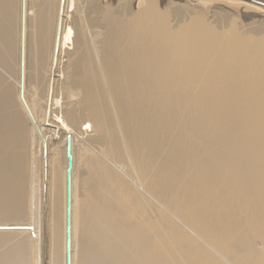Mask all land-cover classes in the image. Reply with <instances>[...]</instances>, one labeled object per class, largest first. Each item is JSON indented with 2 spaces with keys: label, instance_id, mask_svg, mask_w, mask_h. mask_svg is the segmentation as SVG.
Here are the masks:
<instances>
[{
  "label": "bare ground",
  "instance_id": "bare-ground-1",
  "mask_svg": "<svg viewBox=\"0 0 264 264\" xmlns=\"http://www.w3.org/2000/svg\"><path fill=\"white\" fill-rule=\"evenodd\" d=\"M120 1L0 0V264H264V0Z\"/></svg>",
  "mask_w": 264,
  "mask_h": 264
},
{
  "label": "rangeland",
  "instance_id": "rangeland-1",
  "mask_svg": "<svg viewBox=\"0 0 264 264\" xmlns=\"http://www.w3.org/2000/svg\"><path fill=\"white\" fill-rule=\"evenodd\" d=\"M120 1V0H119ZM121 2V1H120ZM175 27V26H174ZM71 36V37H70ZM69 38H72L73 37V34H70L68 36ZM65 56H63V63H62V73H61V78H60V82L58 84L59 86V90H60V86H61V80L64 81L66 80V72L65 71V68H67V63H68V60H67V54H64ZM68 58H72V56L68 57ZM67 61V63H66ZM65 65V66H64ZM63 75V76H62ZM51 96V93L49 92V96L48 98H50ZM62 101V102H61ZM64 101V102H63ZM60 104L62 105V108H63V111L65 112L64 113V119H66V123L69 127V132L70 133V138L74 139V143H76V141L78 140H84L86 141V143H92L94 144L93 142H90L89 140V136L91 135H88L90 134L89 131H86V132H82L83 130L80 129L81 125L80 124H77L75 122H72V118H79L80 115H82L81 111L79 108H77L78 106H76L75 104V97L74 98H71V99H67V98H64L62 97L61 100H60ZM67 106V107H66ZM76 106V107H75ZM70 107V108H69ZM65 108V109H64ZM75 109V110H74ZM69 110V113L68 111ZM74 114H73V113ZM77 113V114H76ZM75 124V125H74ZM80 126V127H79ZM71 129V130H70ZM73 131V132H72ZM80 132V133H79ZM89 132V133H88ZM77 134V136H76ZM69 135V134H68ZM86 135L88 137H86ZM81 137V138H80ZM77 138V139H76ZM80 138V139H79ZM76 139V140H75ZM86 139V140H85ZM89 141V142H88ZM34 179H32L31 177V171L28 172V174H26V178L24 180V191H25V195H24V203H23V206H24V210L26 211L27 213V219L29 218V208L32 210V212H34V202L32 204H30L31 202V187H33V184H34ZM30 210V211H31ZM30 222V220L28 221ZM10 226V225H9ZM22 227H24V229H29L30 231L34 229V225H30V224H22ZM35 252H34V244L33 246L30 247V249L28 250V259H27V264H35Z\"/></svg>",
  "mask_w": 264,
  "mask_h": 264
},
{
  "label": "water",
  "instance_id": "water-1",
  "mask_svg": "<svg viewBox=\"0 0 264 264\" xmlns=\"http://www.w3.org/2000/svg\"><path fill=\"white\" fill-rule=\"evenodd\" d=\"M66 155H67V158H68V167H67V177H68V182H69V175H70V171H71V167H72V154H71V151H70V144H69V137L67 139V145H66ZM69 191H68V207H67V215H68V224H69ZM67 249H68V252H67V264H69V226L67 228Z\"/></svg>",
  "mask_w": 264,
  "mask_h": 264
}]
</instances>
